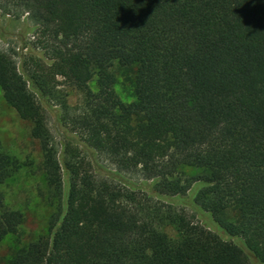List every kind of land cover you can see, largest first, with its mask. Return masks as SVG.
<instances>
[{
  "label": "trees",
  "instance_id": "obj_1",
  "mask_svg": "<svg viewBox=\"0 0 264 264\" xmlns=\"http://www.w3.org/2000/svg\"><path fill=\"white\" fill-rule=\"evenodd\" d=\"M13 1L39 53L18 65L0 50V88L30 123L54 209L7 264H264V0ZM56 98L74 142L48 126ZM17 166L0 146V185ZM197 184L229 239L170 202ZM22 221L0 191V240Z\"/></svg>",
  "mask_w": 264,
  "mask_h": 264
},
{
  "label": "rangeland",
  "instance_id": "obj_2",
  "mask_svg": "<svg viewBox=\"0 0 264 264\" xmlns=\"http://www.w3.org/2000/svg\"><path fill=\"white\" fill-rule=\"evenodd\" d=\"M13 4V0H0V50H11L14 59L20 65L31 54L39 53L38 50L32 48L33 42L37 38V32L29 30L32 25L27 19V13ZM55 88L59 99H64L69 106L79 105L83 100L82 91L61 76L56 77ZM115 88L123 100H132L128 87L119 83ZM57 100L58 98L45 101L44 108L48 126L59 143L65 144L70 140L74 142L76 137L72 127L61 122L63 112ZM0 146L18 163L11 176L0 185V191L6 206L19 210L23 215V221L17 231L0 240V264H7L8 259L19 248L47 233L48 219L54 207L49 200L41 170V149L38 141L30 135V123L20 118L14 109L4 101L1 88ZM102 166L106 167L104 164ZM186 170L190 173L193 172L189 168ZM121 178L137 183L141 181L136 173L124 174ZM199 187L200 184H197L188 194L171 197L170 202L176 207L186 210L193 221L229 239L213 221L210 213L194 204L193 193ZM162 230L171 238L177 236L175 228L170 224L163 225Z\"/></svg>",
  "mask_w": 264,
  "mask_h": 264
}]
</instances>
